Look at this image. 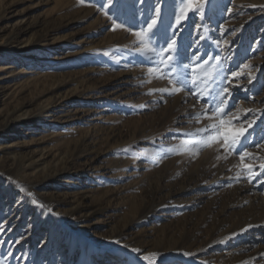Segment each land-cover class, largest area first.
Here are the masks:
<instances>
[{
	"label": "rangeland",
	"instance_id": "374dc122",
	"mask_svg": "<svg viewBox=\"0 0 264 264\" xmlns=\"http://www.w3.org/2000/svg\"><path fill=\"white\" fill-rule=\"evenodd\" d=\"M155 2L119 0L109 15L136 30ZM103 3L0 0V125L7 115L35 116L0 133V264H147L132 248L158 253L154 264H264V173L249 182L243 167L260 172L264 150L249 146L254 155L243 163L215 143L197 153L198 137L182 133L211 123L193 118L204 101L184 90L148 94L172 89L170 69L155 53L132 51L136 37L112 30ZM259 5L209 0L203 18L188 13L180 41L179 63L190 64L196 49L185 46L201 24L204 58L221 56L222 74L243 73L232 80L251 90H235L237 127L252 118L244 109L264 108L246 99L264 101ZM180 6L163 0L162 33ZM211 63L195 69L201 82Z\"/></svg>",
	"mask_w": 264,
	"mask_h": 264
},
{
	"label": "snow or ice",
	"instance_id": "6c2138e0",
	"mask_svg": "<svg viewBox=\"0 0 264 264\" xmlns=\"http://www.w3.org/2000/svg\"><path fill=\"white\" fill-rule=\"evenodd\" d=\"M81 2L83 3L84 0H81ZM118 2L119 0H104L103 4L97 5V7L104 12V15L112 20V30L115 31L118 28L124 29L134 35L136 40L132 43L138 44L139 47L132 49V51L142 55L147 52L155 53L156 56L160 57L158 63L170 69L166 75L170 78V83L173 84L172 89H150L148 94H151L152 91H159L162 93L168 92V94L171 95L184 90L185 96L190 95L195 97L197 104H200L201 100L204 101L200 106V110L193 115V118L196 119L197 122L202 118H206L211 121V123L196 129L194 132L182 133V135L186 137H198L195 141L197 153L200 147L211 146L215 143L219 148L224 149L225 153L228 155H239L240 161L243 163L245 157H252L254 155L248 151L249 146L264 150V128L260 129L261 135L256 136L257 128H259L261 124H264V119H261V116H264V108H246L243 110V115L247 117V114L251 113L252 118L244 119L239 127L233 123V121H238L240 118L239 115L236 114L240 113V109L238 105L233 102L235 99V90L243 86L239 83L233 84L232 80L234 78L239 80V77L243 73L240 71H232L230 75L222 74L223 65L219 63L221 56L208 55L206 59L204 58L199 48L201 42L209 37L200 32V29L203 27L201 24L195 25L196 36L198 38H192L189 45L185 46V51H188L190 48L196 49L192 54L191 63L183 65L179 63L183 56L180 41L183 39V32L185 30L184 24L188 19V13L198 12L203 18L204 5L209 3V0H181L180 10L178 13L174 14L175 22L169 24L163 33L160 31V24L163 22V0H158V2L154 3L148 17L142 21L136 30L128 27L125 23H117L116 20L119 19V17L113 19V17L109 15V12L117 7ZM138 2L143 5L146 3V0H138ZM252 7L257 6L252 5ZM258 7L264 8V5H259ZM228 11L231 12L232 9H228ZM221 29L223 32V26H221ZM205 31L207 30L205 29ZM232 35H235V32H233ZM215 43L219 46L220 41L217 40ZM225 43H229V41H225ZM148 59L151 58L148 57ZM227 59H232V57L229 56ZM213 61H215V63H211V71L206 74L207 78L201 82L200 77L193 74L195 69L209 65L210 62ZM193 64L194 67L192 66ZM242 67L248 68L250 65L245 64ZM147 71L149 74L156 72L161 78L165 76V73H161L159 68L150 67ZM248 75L250 78L247 80V83L250 85L256 77L251 73ZM176 85L180 86L177 87ZM243 90L246 94L251 91L247 87H243ZM246 99L250 102L264 103V101H256L255 97L251 95H246ZM192 107L195 109L196 104H193ZM232 108L236 109V113L231 111ZM244 125L247 126L245 127ZM170 131L172 130L170 129ZM125 151H127V149H125ZM225 159H227V156H225ZM243 167L249 172V182L257 176H260L261 173H264V163L259 165L260 172L252 170L254 165L243 164ZM258 183H264V180H260ZM21 191L24 192L26 190L21 189ZM26 194L32 197L31 203L38 204L40 207H45V205L39 204L33 193L27 192ZM249 227H252V225H249ZM3 230L4 226L0 224V231ZM243 231H246V229H241V232ZM233 235H236V233H233ZM117 243H119V241H117ZM124 247H127V245ZM142 251L143 250L140 248L131 249L132 253L137 254V259L145 261L147 264H154V258L157 257L158 253L149 252L147 254H142ZM185 254L191 255V253ZM261 256H264V253H261Z\"/></svg>",
	"mask_w": 264,
	"mask_h": 264
},
{
	"label": "bare ground",
	"instance_id": "6f19581e",
	"mask_svg": "<svg viewBox=\"0 0 264 264\" xmlns=\"http://www.w3.org/2000/svg\"><path fill=\"white\" fill-rule=\"evenodd\" d=\"M6 68H7V66L0 65V72H3V70H5ZM34 118H35L34 114H27V113L26 114H18L15 118H12L10 115H7L6 124L0 125V133H2L8 129V123H12V122H14V123H27ZM4 146L6 147L7 145L0 143V148H3Z\"/></svg>",
	"mask_w": 264,
	"mask_h": 264
}]
</instances>
